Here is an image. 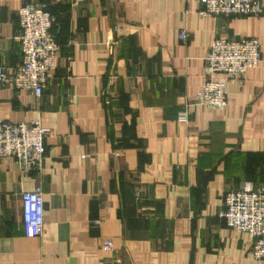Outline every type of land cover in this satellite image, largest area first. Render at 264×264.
Listing matches in <instances>:
<instances>
[{"label": "crops", "instance_id": "obj_1", "mask_svg": "<svg viewBox=\"0 0 264 264\" xmlns=\"http://www.w3.org/2000/svg\"><path fill=\"white\" fill-rule=\"evenodd\" d=\"M36 2L55 17L54 76L41 96L5 86L0 121L41 120L50 133L41 174L0 158V264H264L222 215L226 190L264 183V12L202 16L196 0ZM23 3L0 0L9 72L22 62ZM240 37L259 40L258 65L228 82L226 107L196 106L210 46ZM37 187L45 227L29 238L22 193Z\"/></svg>", "mask_w": 264, "mask_h": 264}, {"label": "built area", "instance_id": "obj_2", "mask_svg": "<svg viewBox=\"0 0 264 264\" xmlns=\"http://www.w3.org/2000/svg\"><path fill=\"white\" fill-rule=\"evenodd\" d=\"M202 16L238 18L260 16L264 12L262 0H196ZM21 32L18 36L22 62L12 72L0 66V93L5 86L27 90L41 96L53 78L60 47L51 29L55 17L46 3L24 0L17 12ZM186 30L180 39L187 41ZM261 44L256 38H217L205 57L206 81L196 106L224 108L228 104L227 84L242 79L249 69L261 60ZM187 119V112L181 114ZM50 130L41 120L0 121V158H13L25 174H41L46 156L45 141ZM24 234L39 238L44 233L45 205L40 187L22 193ZM223 217L228 227L247 233L253 239L251 253L264 261V183L256 186L246 181L223 196ZM103 249H113L106 240Z\"/></svg>", "mask_w": 264, "mask_h": 264}]
</instances>
